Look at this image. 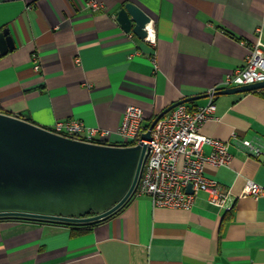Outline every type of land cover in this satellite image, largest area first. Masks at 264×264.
<instances>
[{"label": "crops", "instance_id": "crops-1", "mask_svg": "<svg viewBox=\"0 0 264 264\" xmlns=\"http://www.w3.org/2000/svg\"><path fill=\"white\" fill-rule=\"evenodd\" d=\"M88 1L0 0V31L15 42L0 57V113L49 131L81 121L110 131L106 145H122L128 106L143 110L144 126L188 98L202 96L189 109L204 106L213 88L235 87H224L227 76L246 65L258 39L264 44V0H95L98 11ZM130 2L154 21L155 45L117 22ZM215 104L218 120L201 133L228 143L232 159L205 172L230 192L231 211L201 192L189 210L134 197L91 230L1 219L0 264H264V196L248 192L249 180L264 187V89L216 94Z\"/></svg>", "mask_w": 264, "mask_h": 264}, {"label": "water", "instance_id": "water-1", "mask_svg": "<svg viewBox=\"0 0 264 264\" xmlns=\"http://www.w3.org/2000/svg\"><path fill=\"white\" fill-rule=\"evenodd\" d=\"M126 33L141 40L151 17L134 3L117 11ZM15 49L8 29L0 31V57ZM264 89V82L229 88L217 94ZM209 96V95H208ZM202 96L178 102L162 112L143 134L151 139L155 124L172 109ZM147 146H111L73 140L0 113V220L29 219L66 225L104 221L133 197ZM193 193L192 184L187 187Z\"/></svg>", "mask_w": 264, "mask_h": 264}, {"label": "built area", "instance_id": "built-area-1", "mask_svg": "<svg viewBox=\"0 0 264 264\" xmlns=\"http://www.w3.org/2000/svg\"><path fill=\"white\" fill-rule=\"evenodd\" d=\"M87 6L97 11L102 8L95 0H89ZM145 30L147 37L144 41L155 45L156 31L152 19ZM243 44L246 42L243 41ZM34 60L36 62L35 56ZM34 70L40 71L38 63H35ZM259 82H264V44L260 39L250 48L246 65L228 75L224 87ZM218 90L219 88L215 87L209 92L210 101L204 106L191 110L183 103L172 109L155 124L150 140L143 139V134L148 130L147 126H144L143 110L137 106L127 107L118 129L123 145L128 147L144 143L147 146L134 192L135 197L149 196L157 207L189 210L194 207L198 195L206 192L209 194L210 205L222 211L233 209L230 192L215 180L208 178L205 172L208 165L223 166L232 159L228 143L210 139L201 133L207 121L218 120L215 117V96ZM50 131L73 140L94 144L107 143L106 139L112 134L108 130L88 127L77 120L57 122ZM205 145L212 147L209 155L204 153ZM243 145L256 156L262 154V148L251 141L244 140ZM189 184H192L193 193L187 192ZM248 192L259 198L264 196V187L249 180Z\"/></svg>", "mask_w": 264, "mask_h": 264}, {"label": "trees", "instance_id": "trees-1", "mask_svg": "<svg viewBox=\"0 0 264 264\" xmlns=\"http://www.w3.org/2000/svg\"><path fill=\"white\" fill-rule=\"evenodd\" d=\"M150 125H151V124H148L146 128L148 129V128L150 127ZM103 144H107V143H103ZM117 146H124V145L122 144V145H117ZM134 197H135V196H134ZM134 197H133V198H134ZM133 198H132V199H133ZM132 199H131V200H132ZM131 200H130V201H131ZM130 201H129V202H130ZM129 202H128V203H129ZM128 203H127L126 205H128ZM126 205H125V206H126ZM125 206H123L121 209H119V210H118L115 214H113L111 217H114V216H116L118 213H120V211H121ZM111 217H110V218H111ZM13 220L36 221V220H29V219H13ZM38 222H42V221H38ZM101 222H102V221H101ZM101 222H96V223H92V224H79V225H69V224H68V226H70V228H73V229L91 230L94 226H96L97 224H99V223H101ZM42 223H43V222H42ZM60 224H61V223H60Z\"/></svg>", "mask_w": 264, "mask_h": 264}]
</instances>
